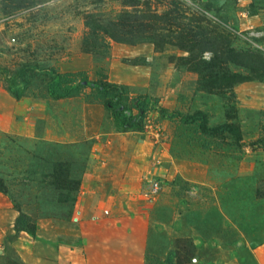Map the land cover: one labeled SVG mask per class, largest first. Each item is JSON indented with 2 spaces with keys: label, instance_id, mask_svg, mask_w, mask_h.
Returning a JSON list of instances; mask_svg holds the SVG:
<instances>
[{
  "label": "rangeland",
  "instance_id": "1",
  "mask_svg": "<svg viewBox=\"0 0 264 264\" xmlns=\"http://www.w3.org/2000/svg\"><path fill=\"white\" fill-rule=\"evenodd\" d=\"M26 64L104 73L239 135L156 110L122 131L84 95L38 77L16 98L0 76V264H257L264 0H0V65ZM86 199L112 202L104 219L84 221Z\"/></svg>",
  "mask_w": 264,
  "mask_h": 264
},
{
  "label": "trees",
  "instance_id": "2",
  "mask_svg": "<svg viewBox=\"0 0 264 264\" xmlns=\"http://www.w3.org/2000/svg\"><path fill=\"white\" fill-rule=\"evenodd\" d=\"M0 76L4 77L9 91L16 98H19L38 77L45 80L46 92L54 100L84 95L90 99L88 101L101 104L110 114L115 127L122 131L142 132L149 112L156 110L161 117L178 119L182 124H195L206 135L226 132L239 135V130L232 124L207 125L202 112L186 114L159 107L156 100L151 101L147 96L133 95L128 85L110 81L106 74L101 72L92 80L86 70L60 72L54 68L26 64L12 71L0 65ZM87 89L89 93L85 94ZM15 230L24 231L34 237L36 224L26 221V216L20 213L15 220Z\"/></svg>",
  "mask_w": 264,
  "mask_h": 264
},
{
  "label": "crops",
  "instance_id": "3",
  "mask_svg": "<svg viewBox=\"0 0 264 264\" xmlns=\"http://www.w3.org/2000/svg\"><path fill=\"white\" fill-rule=\"evenodd\" d=\"M255 191H256V196L258 197V200H262L264 201V179L259 180L256 183V187H255ZM89 202L87 199L84 201L85 205L83 204V206L85 207L82 212H83V218L84 221L89 220L90 218L93 219V217L96 219H104V212L110 209L112 202L106 200L103 202ZM90 217V218H89ZM78 219V218H77ZM76 218L74 220H77ZM76 222V221H75ZM78 222V220H77ZM76 222V223H77ZM102 244V243H101ZM60 247V246H59ZM61 247H64L63 245ZM67 247V246H66ZM256 250V263L257 264H264V244L263 245H259L257 247ZM59 260V259H57Z\"/></svg>",
  "mask_w": 264,
  "mask_h": 264
},
{
  "label": "built area",
  "instance_id": "4",
  "mask_svg": "<svg viewBox=\"0 0 264 264\" xmlns=\"http://www.w3.org/2000/svg\"><path fill=\"white\" fill-rule=\"evenodd\" d=\"M158 188H159V185L156 182L152 183L150 185V192L149 193L151 195L155 194L158 191Z\"/></svg>",
  "mask_w": 264,
  "mask_h": 264
}]
</instances>
